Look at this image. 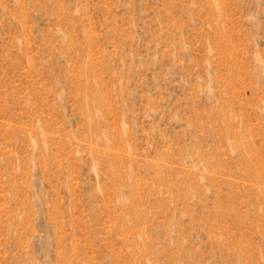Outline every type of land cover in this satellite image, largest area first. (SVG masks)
Returning <instances> with one entry per match:
<instances>
[{
  "label": "rangeland",
  "instance_id": "rangeland-1",
  "mask_svg": "<svg viewBox=\"0 0 264 264\" xmlns=\"http://www.w3.org/2000/svg\"><path fill=\"white\" fill-rule=\"evenodd\" d=\"M0 264H264V0H0Z\"/></svg>",
  "mask_w": 264,
  "mask_h": 264
}]
</instances>
